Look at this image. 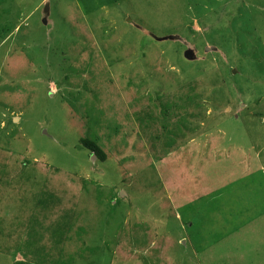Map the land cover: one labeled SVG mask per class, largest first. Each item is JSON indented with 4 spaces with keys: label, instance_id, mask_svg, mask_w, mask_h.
<instances>
[{
    "label": "rangeland",
    "instance_id": "rangeland-1",
    "mask_svg": "<svg viewBox=\"0 0 264 264\" xmlns=\"http://www.w3.org/2000/svg\"><path fill=\"white\" fill-rule=\"evenodd\" d=\"M0 264H264V0H0Z\"/></svg>",
    "mask_w": 264,
    "mask_h": 264
},
{
    "label": "trees",
    "instance_id": "trees-1",
    "mask_svg": "<svg viewBox=\"0 0 264 264\" xmlns=\"http://www.w3.org/2000/svg\"><path fill=\"white\" fill-rule=\"evenodd\" d=\"M82 144L84 147L91 152L95 153L96 157L101 161L104 162L106 160L105 154L101 151V149L98 146V141L95 138L93 133L88 132L87 138L82 140ZM54 196H49L44 200L45 204H49V206L53 205L54 202Z\"/></svg>",
    "mask_w": 264,
    "mask_h": 264
}]
</instances>
